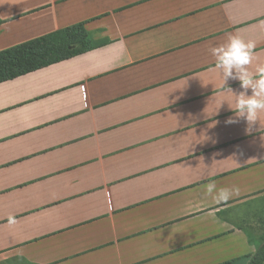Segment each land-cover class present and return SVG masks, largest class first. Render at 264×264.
I'll use <instances>...</instances> for the list:
<instances>
[{"label": "crops", "instance_id": "crops-1", "mask_svg": "<svg viewBox=\"0 0 264 264\" xmlns=\"http://www.w3.org/2000/svg\"><path fill=\"white\" fill-rule=\"evenodd\" d=\"M78 23L92 48L0 82V264H247L264 112L226 122L242 89L210 49L264 65V0H0V50Z\"/></svg>", "mask_w": 264, "mask_h": 264}, {"label": "clouds", "instance_id": "clouds-1", "mask_svg": "<svg viewBox=\"0 0 264 264\" xmlns=\"http://www.w3.org/2000/svg\"><path fill=\"white\" fill-rule=\"evenodd\" d=\"M254 41L245 42L239 36H229L226 43L212 47L210 52L214 57V70L223 79V87L228 80L239 81L242 91L235 96V108H232L235 118H229L227 123H237L243 120L247 124L246 132L251 133L258 122L261 112H264V65L257 66L255 72L249 70V65L255 59ZM250 90V94H249ZM206 194L214 191L212 201L222 205L240 195L238 186L218 188L215 181L202 186Z\"/></svg>", "mask_w": 264, "mask_h": 264}, {"label": "trees", "instance_id": "trees-1", "mask_svg": "<svg viewBox=\"0 0 264 264\" xmlns=\"http://www.w3.org/2000/svg\"><path fill=\"white\" fill-rule=\"evenodd\" d=\"M92 48L83 23L59 29L0 50V82L56 63ZM264 244L247 264H263Z\"/></svg>", "mask_w": 264, "mask_h": 264}, {"label": "rangeland", "instance_id": "rangeland-1", "mask_svg": "<svg viewBox=\"0 0 264 264\" xmlns=\"http://www.w3.org/2000/svg\"><path fill=\"white\" fill-rule=\"evenodd\" d=\"M263 264H264V262H263Z\"/></svg>", "mask_w": 264, "mask_h": 264}]
</instances>
